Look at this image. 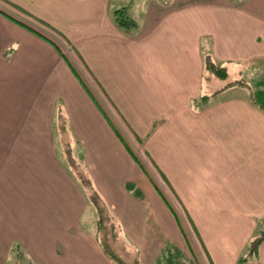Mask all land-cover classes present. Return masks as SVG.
<instances>
[{
  "label": "crops",
  "instance_id": "obj_1",
  "mask_svg": "<svg viewBox=\"0 0 264 264\" xmlns=\"http://www.w3.org/2000/svg\"><path fill=\"white\" fill-rule=\"evenodd\" d=\"M244 72L264 74V0H0V264L83 258L88 195L97 215L110 202L72 157L92 139L128 174L141 165L165 218L182 203L194 264H239L264 230V105ZM243 264H264V241Z\"/></svg>",
  "mask_w": 264,
  "mask_h": 264
},
{
  "label": "rangeland",
  "instance_id": "obj_2",
  "mask_svg": "<svg viewBox=\"0 0 264 264\" xmlns=\"http://www.w3.org/2000/svg\"><path fill=\"white\" fill-rule=\"evenodd\" d=\"M243 75L244 80L248 76L247 82L252 86L254 99L264 105V74L250 76L248 72H244ZM231 77L233 76L230 75V78L225 79L224 82H230ZM254 77L259 82L256 86V82L251 80ZM97 143L92 139L91 154L84 153L78 147L72 157L78 176L79 169L85 165L97 191L103 198L109 199L110 202H105L109 212L98 207L100 213L98 212L97 215L95 207L100 206L97 202L100 196L87 194L90 202H87L88 207L78 222V232L75 235L77 254L83 257L81 259L83 263L79 260L77 264H102L101 255H106L114 264H135V259L139 260L136 264H194L195 250H197L196 232L189 213L182 203L167 195L173 213L172 217L167 214L165 218L163 211L168 212L169 206L165 203L161 204L162 212L154 206L151 207L152 198L135 179L141 172L139 170L143 169L141 165L139 164L137 170L128 174L118 155L111 151L98 153ZM138 156L145 162L144 155ZM67 162L73 167V161L67 160ZM145 167L146 170L149 169L146 163ZM124 177L128 180L123 186ZM80 180L82 179L79 178ZM82 186L84 190L88 187L86 181L82 180ZM160 187L162 193H157L164 199L163 184ZM127 194L132 195L134 199L139 198V203L127 199ZM185 228L187 233L184 232ZM25 250L22 246L19 247L23 257L24 253L26 254ZM9 261V264H28V262L38 264L35 259L26 261L19 257L16 260L15 256H11Z\"/></svg>",
  "mask_w": 264,
  "mask_h": 264
},
{
  "label": "trees",
  "instance_id": "obj_3",
  "mask_svg": "<svg viewBox=\"0 0 264 264\" xmlns=\"http://www.w3.org/2000/svg\"><path fill=\"white\" fill-rule=\"evenodd\" d=\"M115 20L120 26H131L132 21H130L125 15L124 11L119 10L116 12ZM206 70L216 76L224 77L225 71L222 68L216 67L214 64H212L210 61L206 62ZM99 209V208H98ZM264 241V230L259 233V235L252 240V242L249 245L248 252L246 256L242 257L239 260V264H243L247 258L251 256H255L257 253V248L261 242Z\"/></svg>",
  "mask_w": 264,
  "mask_h": 264
}]
</instances>
